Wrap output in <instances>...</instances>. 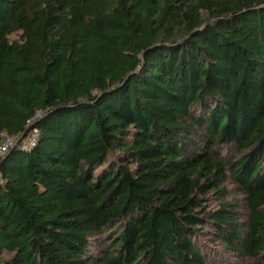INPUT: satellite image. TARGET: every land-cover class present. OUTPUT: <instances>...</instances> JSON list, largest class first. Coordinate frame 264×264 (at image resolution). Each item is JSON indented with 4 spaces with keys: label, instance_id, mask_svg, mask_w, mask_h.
Here are the masks:
<instances>
[{
    "label": "trees",
    "instance_id": "1",
    "mask_svg": "<svg viewBox=\"0 0 264 264\" xmlns=\"http://www.w3.org/2000/svg\"><path fill=\"white\" fill-rule=\"evenodd\" d=\"M6 138L0 264H264V0H0Z\"/></svg>",
    "mask_w": 264,
    "mask_h": 264
},
{
    "label": "built area",
    "instance_id": "2",
    "mask_svg": "<svg viewBox=\"0 0 264 264\" xmlns=\"http://www.w3.org/2000/svg\"><path fill=\"white\" fill-rule=\"evenodd\" d=\"M33 136H30V139H29V142L32 143L33 142V139L32 138ZM15 141L13 138H6L4 140V142L2 144H0V157L4 156V153L7 151V149L12 146V145H15Z\"/></svg>",
    "mask_w": 264,
    "mask_h": 264
}]
</instances>
